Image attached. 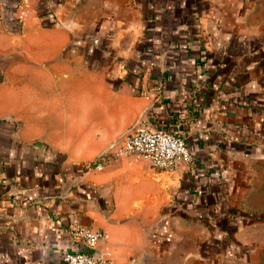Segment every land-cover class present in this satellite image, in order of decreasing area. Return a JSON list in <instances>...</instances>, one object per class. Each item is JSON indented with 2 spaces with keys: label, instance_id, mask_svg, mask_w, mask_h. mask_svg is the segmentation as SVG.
Masks as SVG:
<instances>
[{
  "label": "crops",
  "instance_id": "obj_1",
  "mask_svg": "<svg viewBox=\"0 0 264 264\" xmlns=\"http://www.w3.org/2000/svg\"><path fill=\"white\" fill-rule=\"evenodd\" d=\"M144 109L190 161L118 153ZM262 164L264 0H0V264H57L73 223L115 264H219Z\"/></svg>",
  "mask_w": 264,
  "mask_h": 264
},
{
  "label": "built area",
  "instance_id": "obj_2",
  "mask_svg": "<svg viewBox=\"0 0 264 264\" xmlns=\"http://www.w3.org/2000/svg\"><path fill=\"white\" fill-rule=\"evenodd\" d=\"M115 144L118 153L135 155L156 169H171L192 159L183 137L157 126L149 109L139 113ZM101 162L96 161L93 166L100 167ZM67 233L83 249L64 251L57 264H115L95 251L97 243L107 238L105 230L73 223L68 226Z\"/></svg>",
  "mask_w": 264,
  "mask_h": 264
},
{
  "label": "rangeland",
  "instance_id": "obj_3",
  "mask_svg": "<svg viewBox=\"0 0 264 264\" xmlns=\"http://www.w3.org/2000/svg\"><path fill=\"white\" fill-rule=\"evenodd\" d=\"M256 169L258 175L249 197L250 209L255 216L244 228V245L238 254L219 264H264V164Z\"/></svg>",
  "mask_w": 264,
  "mask_h": 264
},
{
  "label": "trees",
  "instance_id": "obj_4",
  "mask_svg": "<svg viewBox=\"0 0 264 264\" xmlns=\"http://www.w3.org/2000/svg\"><path fill=\"white\" fill-rule=\"evenodd\" d=\"M204 47L205 46H203V44H199L198 52H197L196 58L194 59V62L198 63L200 68H202V69L204 68L205 72L210 73L209 75H207L208 74L207 73L204 76L206 79H208V78H211L212 74H216L217 72H216V70L211 69L210 64H208V62L206 60V51H205ZM134 88H137V87L134 86ZM163 128H165V127H163ZM165 129H168V128H165ZM168 130H170V129H168ZM102 159H103V155L102 154L98 155L92 161H89V164L92 165V164H94V162L99 161V160L101 161ZM254 216H255V214L253 211H244L243 213H241V215H239V218H238L237 222L235 223V226L238 227L242 223L251 222L254 219Z\"/></svg>",
  "mask_w": 264,
  "mask_h": 264
}]
</instances>
